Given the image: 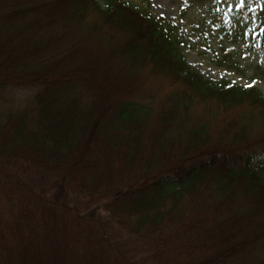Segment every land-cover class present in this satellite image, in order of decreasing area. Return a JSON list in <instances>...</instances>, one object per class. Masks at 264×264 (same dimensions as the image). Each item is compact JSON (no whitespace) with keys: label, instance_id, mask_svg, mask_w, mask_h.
Masks as SVG:
<instances>
[{"label":"trees","instance_id":"obj_1","mask_svg":"<svg viewBox=\"0 0 264 264\" xmlns=\"http://www.w3.org/2000/svg\"><path fill=\"white\" fill-rule=\"evenodd\" d=\"M253 17L242 38L264 56V7ZM86 43L100 50L77 60ZM116 62L176 86L152 126L156 90L102 85ZM19 89L35 92L3 109ZM207 100L264 111L127 1L0 0V264H236L264 245V139L240 124L213 140L189 120Z\"/></svg>","mask_w":264,"mask_h":264},{"label":"rangeland","instance_id":"obj_2","mask_svg":"<svg viewBox=\"0 0 264 264\" xmlns=\"http://www.w3.org/2000/svg\"><path fill=\"white\" fill-rule=\"evenodd\" d=\"M124 1L141 11L175 24L182 55L204 78L226 79L242 87H256L264 93V56L254 42L247 41V33L243 38L241 34L248 32L254 21V12L257 8L264 7V0H244L242 7L236 6L239 0ZM87 46L90 47L84 50L83 55L78 54L77 60H85L88 55L94 58L95 53L100 50L97 45ZM90 49L94 53H90ZM111 65L112 68L102 78V85L108 90L112 87L117 95L139 97L143 94V101L146 100L144 91L156 90L154 109L151 118L149 117L151 121H147L149 127L152 126V121L161 108L159 105L163 102L160 100L173 93L177 89L176 86L170 79H165L159 74H148L145 68L133 73L120 70L118 62ZM34 92L32 89L16 90L14 103L5 105L3 109L15 111L19 106L23 107ZM189 113L192 115L190 123L205 125L206 134L213 140L223 132L233 131L240 124L247 126L249 142H254L257 138L264 139V111L258 108L248 105L223 108L207 100L195 101ZM133 245H136L135 241ZM139 250L143 251V247L134 252ZM263 257L264 245L254 246L246 257L236 264H258Z\"/></svg>","mask_w":264,"mask_h":264},{"label":"snow or ice","instance_id":"obj_3","mask_svg":"<svg viewBox=\"0 0 264 264\" xmlns=\"http://www.w3.org/2000/svg\"><path fill=\"white\" fill-rule=\"evenodd\" d=\"M244 4V0H239V3L236 5L237 7H242ZM254 83V82H253Z\"/></svg>","mask_w":264,"mask_h":264},{"label":"bare ground","instance_id":"obj_4","mask_svg":"<svg viewBox=\"0 0 264 264\" xmlns=\"http://www.w3.org/2000/svg\"><path fill=\"white\" fill-rule=\"evenodd\" d=\"M11 103H12V102H10L9 104H11ZM13 103H14V101H13ZM19 108H20V106H19L16 110H18ZM16 110H15V111H16Z\"/></svg>","mask_w":264,"mask_h":264}]
</instances>
